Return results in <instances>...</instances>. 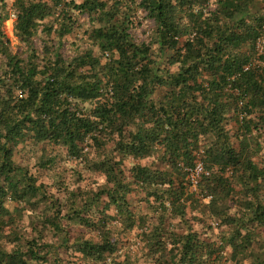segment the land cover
I'll use <instances>...</instances> for the list:
<instances>
[{"label":"trees","instance_id":"obj_1","mask_svg":"<svg viewBox=\"0 0 264 264\" xmlns=\"http://www.w3.org/2000/svg\"><path fill=\"white\" fill-rule=\"evenodd\" d=\"M261 1L264 2L69 0L68 7L80 10L93 26L87 30L88 38L96 43L102 56L89 48L71 59L60 52H50L42 56L41 65L31 60L25 66L13 62V56L5 53L13 73L6 78L8 82L4 76L0 79L8 86L0 100V208L8 195L19 201H34L33 205L42 199L51 201L43 186H36L10 158L7 144L23 136L24 130L33 132L32 138L38 141L52 138L64 144L75 157L80 156L82 144L89 140L91 146L108 150L92 163L93 169L105 174L107 183L95 194H106L114 204L124 201L130 185L120 178L123 156L153 155L169 168L154 169L151 164L134 168L138 182L161 194L158 207L183 217L188 206L183 196L191 191L190 185L194 186V193L189 195L194 197L198 193L202 199L209 198L207 206L233 226L226 243L235 254L245 252L253 237L248 223L264 229V203L257 195L261 169L251 160L246 142V129L253 122L248 115L264 110ZM14 5L16 34L26 40L45 19L48 4L43 0H15ZM139 13L143 14L141 19H149L155 26L151 42H137L133 37L131 28ZM69 17L67 22L61 21L59 35L72 30L74 23ZM42 27L51 30L46 24ZM6 42L0 32L2 52L7 50ZM152 43L158 44L160 52L164 48L173 51L168 62L166 57L161 61L154 53ZM162 64L177 67L168 72L167 65ZM164 85L172 89L163 99L155 100L152 94ZM17 87L18 95L14 94ZM90 101L94 106L84 111L82 103ZM231 119H237L236 125L244 131L238 149L227 130V121ZM260 121L257 123L264 126V119ZM110 141L112 148L107 147ZM113 151L121 154L118 160L112 156ZM199 163L202 170L193 184L190 172ZM233 184L253 196L239 199L243 212L234 218L218 202L223 195L234 192ZM73 196L67 212H57L49 220L57 232L62 230L64 219L84 221L79 213L94 201L87 194V202L75 208L77 195ZM118 213L127 216L133 225L128 211L120 209ZM243 228L245 234L241 232ZM102 233L100 243L77 240L75 247L96 260L103 259V253H112L114 245L108 231ZM153 235L156 240L158 229ZM66 242V236H62V243ZM179 242L181 247L174 255L181 264L197 259L198 244L193 234L187 233ZM23 255L19 250L8 252L0 247V264H26ZM33 257L37 255L34 253ZM39 258L44 259V255ZM255 264H264V260Z\"/></svg>","mask_w":264,"mask_h":264},{"label":"rangeland","instance_id":"obj_2","mask_svg":"<svg viewBox=\"0 0 264 264\" xmlns=\"http://www.w3.org/2000/svg\"><path fill=\"white\" fill-rule=\"evenodd\" d=\"M43 1L48 4V14L40 21L34 35L25 40L16 34L14 28L15 0H0V32L3 39L7 40L5 43L7 50L2 52L0 49V79L2 76L6 79L13 73L10 71L11 66L7 64L8 56L5 53L13 56V62L25 66L30 65L31 60L41 65L42 56L49 55L50 52L52 55L60 52L64 58L71 59L89 48L93 50V54L102 56L96 43L88 38L87 30H91L93 26L85 14L68 7L69 0H62L61 3H55L53 0ZM261 3L263 5L261 11L264 13V2ZM69 15L70 20L72 16L74 26L70 32L59 35V25L62 20L67 22ZM139 15L131 28L133 37L137 42H151L155 26L151 20L141 19L143 14ZM42 24H46L51 30L43 28ZM260 45V51L263 49L264 53V40L260 41ZM152 49L160 56L161 61L166 57V62L173 53L167 48L161 49L160 52L158 44L155 43H152ZM162 65H167L168 72H173L177 67L176 64ZM5 81L8 82V79ZM4 83L0 82V100L8 88ZM171 89L167 85L157 87L152 97L159 101ZM19 93L20 88L17 87L14 94ZM93 106V102L90 101L82 103L81 107L86 111ZM263 115V108L251 112L248 118L253 122H249L250 127L246 129L249 138V141H246L247 150L251 160L261 169L262 178L259 180L261 187L257 195L263 200L262 203H264V126H260L257 121H262ZM237 119L227 121V130L236 149L239 148L241 134L244 132L236 125ZM23 132V136L7 144L11 149L10 158L15 166L26 171L36 186L40 184L43 186L47 198L51 200L45 202L42 199L33 205L34 201L31 203L19 201L8 195L4 198V207L0 208V221L8 222L4 224L0 222L2 232L0 247L8 252L21 251L26 264H181L174 254L175 250L181 247L179 240L187 233L193 234L195 243L198 244L195 256L197 259L182 264H255L264 260V229L255 223H248V231L253 236L251 245L245 252L235 254L226 243L233 226L207 206L209 198L202 199L197 191L195 198L189 195V192L194 193V186L189 184L188 190L191 191H187L188 193L183 196L188 204L183 217L172 214L169 209L163 210L158 207L161 194L152 187L138 182L135 177L137 168H134L147 164H151L150 167L154 169L169 168L165 163L155 160V156H123L119 164L122 172L120 178L123 182H129L130 190L125 193V202L119 201L114 204L106 194H95L96 191L105 188L107 183L105 174L93 169L92 163L103 157L107 149L104 151L97 149L91 146V141L86 140L81 146L80 156L75 157L68 153L64 144L52 138L38 141L32 138L33 132L30 130ZM107 147L112 148L113 142L107 143ZM112 156L118 160L121 154L113 151ZM233 190L231 194L218 199L222 208L232 218L243 212L239 199L243 196V199L253 197L250 193L245 194L240 185L233 184ZM72 193L77 195L76 203L73 204L75 208L87 202L85 201L87 194L94 201L92 206L80 211L79 218L83 217L84 221L80 219L78 222H72L64 219L61 221L62 230L57 232L49 220L57 215V212L62 215L67 212L74 199ZM120 209L130 213L134 219L133 225L127 216L118 213ZM157 229L158 238L155 240L153 233ZM102 231H108L109 239L114 245L112 253L104 252L103 259L96 260L77 250L75 247L77 240L89 239L100 243L103 239ZM241 232L245 234L247 231L243 228ZM62 236H66V244L62 243ZM157 243L159 245H156ZM34 253L37 258L33 257ZM42 255L44 259L39 258Z\"/></svg>","mask_w":264,"mask_h":264},{"label":"built area","instance_id":"obj_3","mask_svg":"<svg viewBox=\"0 0 264 264\" xmlns=\"http://www.w3.org/2000/svg\"><path fill=\"white\" fill-rule=\"evenodd\" d=\"M202 170V166L199 164L196 165V167L194 168V170H192L190 172V177H191V180L193 182V184L195 183V178L196 176L198 175V173Z\"/></svg>","mask_w":264,"mask_h":264}]
</instances>
